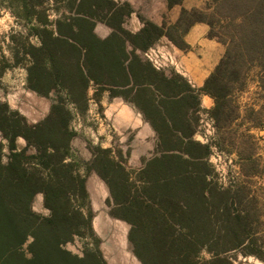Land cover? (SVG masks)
<instances>
[{
	"label": "trees",
	"instance_id": "obj_1",
	"mask_svg": "<svg viewBox=\"0 0 264 264\" xmlns=\"http://www.w3.org/2000/svg\"><path fill=\"white\" fill-rule=\"evenodd\" d=\"M0 9L22 27L1 50L0 86L8 69L21 67L26 89L51 101L31 123L0 98V264H109L93 225L91 172L108 188L109 214L128 223L141 264H242L239 256L264 263V157L252 132L264 130V0H206L182 7L172 24L144 20L137 32L125 26L128 1L0 0ZM197 22L225 46L199 89L141 55L162 36L189 49L184 35ZM91 87L96 100L109 91L131 101L155 131L142 167L129 169L111 147L89 146L87 161L76 153L73 123L89 110ZM203 94L214 101L207 141L196 137ZM213 148L238 167L228 183ZM37 194L46 215L33 207ZM77 240L79 253L68 248Z\"/></svg>",
	"mask_w": 264,
	"mask_h": 264
},
{
	"label": "rangeland",
	"instance_id": "obj_2",
	"mask_svg": "<svg viewBox=\"0 0 264 264\" xmlns=\"http://www.w3.org/2000/svg\"><path fill=\"white\" fill-rule=\"evenodd\" d=\"M205 1L187 0L186 3L193 5L192 7H196L199 4L197 7H202ZM21 28L6 9H0V53L1 50L6 52L8 34L12 31H19ZM126 28L131 30L130 19L126 22ZM96 31L98 34L104 35L106 31L110 30H107L102 23H99ZM201 45L197 43L196 47ZM186 52L184 51V53ZM141 55L146 59L142 52ZM176 57L179 66H167L158 70H163L168 74L177 73L186 78L187 76L184 74L186 72V59L182 55ZM25 84L26 71L24 68L15 67L8 69L1 79L0 98L7 101L12 108L18 109L27 117L29 122L36 123L46 116L51 101L48 98L29 91L26 89ZM253 89L254 86H252L251 91ZM89 95L91 97L89 110L85 116H78L73 123L77 131V136L73 140L72 145L78 156L87 161L91 158L89 146L101 145L102 147H111L115 151L123 152L129 169L142 167V159L149 158L153 155L156 143L155 131L153 130L154 134L147 138L139 135V131H143L144 128L143 126L139 127L137 119L131 117V113L128 114L127 107L131 106V101L125 102L119 96L111 97L109 91H103L99 100H96L94 98L93 87L90 88ZM249 96L250 93H247L243 99L246 100ZM252 132L258 138V151L264 157V130H253ZM214 133L212 121L208 113L204 110L201 112L199 133L196 134V137L200 140L207 141L214 136ZM19 144L23 145L24 141L20 139ZM212 161L221 173V181L223 183H228L229 178L236 176L238 167L235 162L216 148H213ZM87 188L90 193L96 221L98 222L99 220L100 229H102L97 234L102 240L101 249L108 263L141 264L133 254L127 239L129 230L128 223L112 217L108 212L106 199L109 196V192L105 182L96 173L91 172L87 178ZM33 207L43 215L48 214V210L43 206L42 194L36 195ZM68 248L73 252L79 253L80 241L77 240L74 243L68 244ZM238 259L242 264H264L252 256H239Z\"/></svg>",
	"mask_w": 264,
	"mask_h": 264
},
{
	"label": "crops",
	"instance_id": "obj_3",
	"mask_svg": "<svg viewBox=\"0 0 264 264\" xmlns=\"http://www.w3.org/2000/svg\"><path fill=\"white\" fill-rule=\"evenodd\" d=\"M119 1H128L133 7L131 16L127 18V20H131L132 32H137L142 29L144 26V20H149L158 26H162L165 22L167 24L175 23L179 19L182 7L192 8L193 6L187 4V0H184L182 5H176L170 9L168 8L167 0ZM178 7L179 9H177ZM103 26L107 28V30H110V28L105 24H103ZM208 31L209 26L206 23L197 22L193 24L189 31L184 35L185 41L190 46L187 50L178 48L165 36L160 37L151 47H157L161 51L171 54L177 65L178 63L176 56L182 55V57L186 59V72L184 74L187 76L186 78L188 79L189 83L194 88L199 89L203 86L205 79L212 72L225 51V46L221 42L215 38L208 37ZM109 32L110 31H106L104 35H99L105 37L109 34ZM197 43L203 45L196 47ZM184 51L187 52L184 53ZM213 104L214 101L210 96L204 94L201 96V106L205 111H208L210 108H212ZM127 110L128 114L131 113V117H135L137 119L139 127L143 126L144 128L143 131H139V135L147 138L148 136H152L154 134L150 124L142 118L141 114L137 112V110H135L132 106H128ZM93 225L99 234L102 229H100V222L99 220L98 222L96 221V217L93 220Z\"/></svg>",
	"mask_w": 264,
	"mask_h": 264
},
{
	"label": "built area",
	"instance_id": "obj_4",
	"mask_svg": "<svg viewBox=\"0 0 264 264\" xmlns=\"http://www.w3.org/2000/svg\"><path fill=\"white\" fill-rule=\"evenodd\" d=\"M142 54L157 69H162L167 66H177L171 54L163 52L157 47H150L143 51Z\"/></svg>",
	"mask_w": 264,
	"mask_h": 264
}]
</instances>
